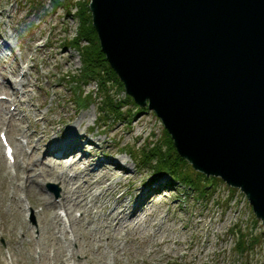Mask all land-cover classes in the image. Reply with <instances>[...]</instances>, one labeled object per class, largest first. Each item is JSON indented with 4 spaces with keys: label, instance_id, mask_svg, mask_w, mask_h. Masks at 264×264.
I'll return each mask as SVG.
<instances>
[{
    "label": "rangeland",
    "instance_id": "obj_1",
    "mask_svg": "<svg viewBox=\"0 0 264 264\" xmlns=\"http://www.w3.org/2000/svg\"><path fill=\"white\" fill-rule=\"evenodd\" d=\"M54 1L0 0V95L9 99L14 88L24 99L22 104L9 103L7 108L0 103V132L14 144L16 161L31 163L28 172L19 169L18 163H10L0 142V264H264L263 222L241 191L232 193L225 183L209 182L205 186L208 194L202 198L196 188L191 190L188 184L171 177H159L131 156V149L144 150L146 145L162 141L165 128L153 112L146 110L120 122L111 119L105 125L97 104L80 109L78 94L98 96L100 85L72 83L73 76L82 70L80 51L71 45L80 29L78 17H73L79 6L68 16ZM22 70L27 72L24 79L19 77ZM22 80L29 85L20 86ZM8 113L15 114V119L11 120ZM81 120L78 136L82 151L77 155L94 153L99 161L114 158L127 163L134 173L128 183L122 170L109 178L114 171L111 167L104 175L115 182L114 188L124 184L123 192L132 193L127 199L130 211H135L145 195L151 200L139 220L130 224L127 216L124 224L111 229L104 224V230L98 229V223L107 221L110 210L91 216L96 224L87 226L88 218L83 215L86 202L78 207L70 204L76 221L73 233L69 229L64 235L66 225L56 229L51 222L54 212L47 199L60 202L65 193L58 176L66 172L67 177L74 178L77 170L61 168L56 170L57 178L49 177V173L53 163L64 159L69 165L72 157L30 154L47 132L59 141L56 133ZM32 137L34 146L29 143ZM49 185L60 188L59 197ZM100 187L95 186L94 194L104 188ZM69 191L71 196L75 186ZM57 212L66 219L63 208ZM94 228L92 242H86V235ZM237 233L248 236V245H253L243 257L234 254ZM72 235L77 242L68 246L66 237Z\"/></svg>",
    "mask_w": 264,
    "mask_h": 264
},
{
    "label": "water",
    "instance_id": "obj_2",
    "mask_svg": "<svg viewBox=\"0 0 264 264\" xmlns=\"http://www.w3.org/2000/svg\"><path fill=\"white\" fill-rule=\"evenodd\" d=\"M89 10L126 94L264 226V0H91Z\"/></svg>",
    "mask_w": 264,
    "mask_h": 264
},
{
    "label": "bare ground",
    "instance_id": "obj_3",
    "mask_svg": "<svg viewBox=\"0 0 264 264\" xmlns=\"http://www.w3.org/2000/svg\"><path fill=\"white\" fill-rule=\"evenodd\" d=\"M19 77H22V79L27 77V72H24V70L21 71ZM5 76L3 77V80L5 81ZM28 80V79H27ZM26 80V81H27ZM26 81H23L20 83V86H23V88L27 87L29 84L26 83ZM29 81V80H28ZM8 83V82H7ZM4 84V83H3ZM31 84V83H30ZM6 83L4 84V88H6ZM26 90V89H25ZM28 90H26L27 92ZM9 99L7 101H4L1 103V107L7 108L8 104L11 102H17L22 104L24 99L20 95L19 90L12 88V92L9 95ZM33 109L35 105H32ZM8 116H10V119H15V114L8 113ZM83 121L77 122L75 125L69 127L67 131H60L56 133L57 137L60 138L59 141H56L53 137L50 136V132H47L44 137L40 138L38 143L35 144L33 152L30 154V156L35 157L37 155H51L56 157V155H61L59 157H66L67 155H70L68 158L72 157V160L69 165H66L64 163V159L58 160L57 162L53 163L54 167H51V172L49 173V177L57 178L56 176V170H59L61 168H69V169H76V176L73 177H67V173L63 172L62 175L58 176V179L63 183L64 185V195L61 198V202L56 203L54 200L47 199V203L49 205V208L52 209L54 212L51 216V222L53 223V226L57 225L56 229H61L63 224V218L61 215L57 213V210L60 208H63L65 210V216L70 222V226L74 224L75 219L73 220L72 214H71V208L69 207L70 204H72L74 207H78L81 205V202H86L84 207L83 215L88 218L87 226L88 225H95L96 223L92 222L91 216L98 214L100 211H109V214L106 216L105 219L107 221L100 222L98 225V229H102V226L106 224L107 229H111V227L116 228L117 226H120L125 219L128 217L130 224L134 223V220H139L140 214L147 211V206L150 204V200L148 197H143L141 199L140 205L135 209V211H130L131 207L129 203L127 204V199L132 196L131 192H123V189L126 185L120 184L118 188H114V181H111L107 179L104 175V172L106 170H109L111 167H113L114 171L112 172V175L109 176V178H112V176H116L119 171H124L125 174V182H129L131 175L134 173L131 168H127L125 164L122 161L118 159H109L105 162L97 160L96 154H90V153H84L82 156H78L77 151H82V145L80 144L79 134H80V127L82 126ZM88 128H86V131ZM70 131V132H68ZM83 135V134H82ZM33 137L29 140V143L34 146V141L32 140ZM40 144V146H39ZM21 151H23L21 146ZM23 154V152H22ZM58 157V156H57ZM25 161V159H24ZM96 162V163H95ZM17 163V162H16ZM15 163V165H16ZM30 161L28 162V165H23V163H18L19 169L26 170L27 172L30 167ZM125 165V166H124ZM74 166V167H73ZM47 167H50L48 165ZM33 171V170H32ZM83 176V177H82ZM120 177V175H118ZM82 177L84 180L83 182H80L79 179ZM34 178H38V176H35ZM27 180H31L30 176H28ZM95 180H98L95 182ZM34 183V181H31ZM98 184H101V187H104L103 189L99 190L97 194H94L95 192V186L98 187ZM126 184V183H125ZM74 185L75 191L69 196L71 192L69 191V187ZM100 187V188H101ZM106 188V189H105ZM98 191V189H97ZM137 193V192H136ZM66 195V196H65ZM90 195V197H88ZM49 197V196H48ZM71 197L73 200H71ZM51 199V197H49ZM87 198H90V201H87ZM105 200V201H104ZM107 201V202H106ZM73 202V203H72ZM111 204H116L114 207L111 206ZM111 217V218H110ZM110 218V220H108ZM133 220V221H132ZM124 224V223H123ZM104 230V229H102ZM66 234L69 232V230L64 231ZM95 233V228L89 233V235H86L85 241L86 242H92V237ZM102 235V234H101ZM69 242L75 243V240H70ZM51 241L55 240L54 238L50 239ZM109 240L112 241V238H109ZM101 242V240L99 241ZM73 256V253H71ZM71 257V256H70Z\"/></svg>",
    "mask_w": 264,
    "mask_h": 264
},
{
    "label": "trees",
    "instance_id": "obj_4",
    "mask_svg": "<svg viewBox=\"0 0 264 264\" xmlns=\"http://www.w3.org/2000/svg\"><path fill=\"white\" fill-rule=\"evenodd\" d=\"M88 4L89 0L76 3V5L74 4V0L54 1V5L57 8H64L68 16L71 15L74 7L79 6V10L74 17H78L80 29L76 37L71 41V45L80 51L82 70L79 75L73 76L72 83L86 85L94 82L100 85L98 96H84V92H80L78 94L79 104L83 107H87L93 103L97 104L100 118L105 125L111 119L120 122L127 117L147 112L146 109L139 108L127 94L124 96V86L110 67L101 50L97 33L92 25V17ZM84 43H87L88 46H82ZM131 107L134 110L130 109ZM163 133L160 143L146 145L147 147L140 151L133 149L136 154H133V150L131 149V156L136 161H139L140 164H143L144 167H150L156 175H168L174 181L196 188L195 190L199 192L202 198L208 193L206 191L208 188L205 187L206 183H223L220 179L207 178L203 174L195 172L191 165L178 155L167 131L164 130ZM191 171L192 173H190ZM229 191L232 193L238 192L231 188H229ZM237 234L238 239L235 244L236 249L234 254L236 257H243L249 253V249L253 248V245H248V236L243 233Z\"/></svg>",
    "mask_w": 264,
    "mask_h": 264
}]
</instances>
